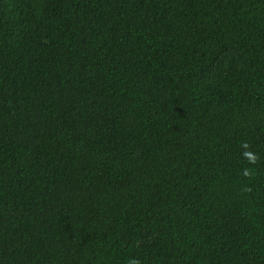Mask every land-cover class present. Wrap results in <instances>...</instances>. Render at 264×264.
<instances>
[{
  "label": "trees",
  "instance_id": "16d2710c",
  "mask_svg": "<svg viewBox=\"0 0 264 264\" xmlns=\"http://www.w3.org/2000/svg\"><path fill=\"white\" fill-rule=\"evenodd\" d=\"M0 264H264V0H0Z\"/></svg>",
  "mask_w": 264,
  "mask_h": 264
}]
</instances>
